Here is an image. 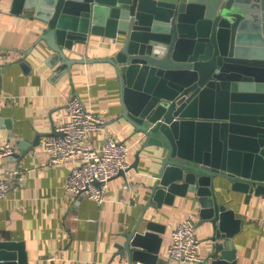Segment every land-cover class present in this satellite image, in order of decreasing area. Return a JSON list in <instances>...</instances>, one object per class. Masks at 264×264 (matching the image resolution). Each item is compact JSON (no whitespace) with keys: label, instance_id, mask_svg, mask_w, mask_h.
I'll use <instances>...</instances> for the list:
<instances>
[{"label":"water","instance_id":"1","mask_svg":"<svg viewBox=\"0 0 264 264\" xmlns=\"http://www.w3.org/2000/svg\"><path fill=\"white\" fill-rule=\"evenodd\" d=\"M11 11L44 23L39 40L68 66L54 78L77 61L66 48L92 35L111 39L114 51L101 59L118 68L122 115L164 153L146 208L192 196L212 224V263L235 264L234 210L218 200L215 182L226 177L234 189L264 192V0H12ZM20 64L31 67L26 56ZM164 231L142 216L120 248L156 264ZM16 255L27 264L23 242L0 240L2 264Z\"/></svg>","mask_w":264,"mask_h":264},{"label":"crops","instance_id":"2","mask_svg":"<svg viewBox=\"0 0 264 264\" xmlns=\"http://www.w3.org/2000/svg\"><path fill=\"white\" fill-rule=\"evenodd\" d=\"M11 4L12 0L0 4V144L22 152V143L31 144L38 134L41 140L21 158L0 157V178L15 181L8 196L0 198V240L23 242L27 264H146L131 260L120 248L144 216L165 225L156 264H213L212 224L201 217L192 196L146 208L164 153L145 145L122 115L118 68L101 59L113 53L111 39L92 35L89 43L66 48L77 61L54 78L57 68L68 66L52 60L54 51L39 40L44 23L26 12H12ZM22 56L29 69L20 64ZM73 95L107 119L105 129L87 135L90 144L101 146L106 136L114 135L129 146L127 158L133 166L110 180L102 203L89 197L77 201L66 185L72 164L51 163L52 154L43 144L67 121ZM127 182L130 188L124 187ZM215 193L234 210L235 264H264V192L237 190L226 177H219ZM188 217L196 221L204 263L179 261L170 254L173 229ZM11 261L21 264L17 255Z\"/></svg>","mask_w":264,"mask_h":264},{"label":"built area","instance_id":"3","mask_svg":"<svg viewBox=\"0 0 264 264\" xmlns=\"http://www.w3.org/2000/svg\"><path fill=\"white\" fill-rule=\"evenodd\" d=\"M106 125L107 119L103 115L88 109L78 95H73L68 100V119L59 128L62 134H49L44 138V147L52 154L51 163L72 164L66 185L77 201L89 197L102 203L110 180L121 171L126 172L131 165L127 158L129 146L118 137L106 136L101 146L88 142L90 132L103 130ZM13 152L15 149L10 144H0V157L10 156ZM14 185V179L0 178V198L8 196ZM124 187L130 188V183H125ZM172 238L170 254L173 258L192 263L207 261L199 252L200 238L192 217L177 224Z\"/></svg>","mask_w":264,"mask_h":264}]
</instances>
